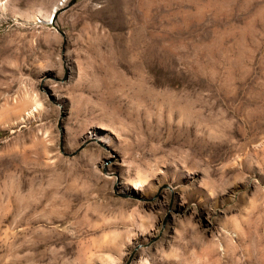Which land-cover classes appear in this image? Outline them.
Returning a JSON list of instances; mask_svg holds the SVG:
<instances>
[{
  "label": "rangeland",
  "instance_id": "rangeland-1",
  "mask_svg": "<svg viewBox=\"0 0 264 264\" xmlns=\"http://www.w3.org/2000/svg\"><path fill=\"white\" fill-rule=\"evenodd\" d=\"M0 264H264V0H0Z\"/></svg>",
  "mask_w": 264,
  "mask_h": 264
},
{
  "label": "bare ground",
  "instance_id": "bare-ground-1",
  "mask_svg": "<svg viewBox=\"0 0 264 264\" xmlns=\"http://www.w3.org/2000/svg\"><path fill=\"white\" fill-rule=\"evenodd\" d=\"M50 18V17H49ZM48 21H49V19H48ZM95 140H98L97 138H94ZM99 141V140H98ZM107 141V140H106ZM138 186V185H137ZM137 186H135V188H137Z\"/></svg>",
  "mask_w": 264,
  "mask_h": 264
},
{
  "label": "water",
  "instance_id": "water-1",
  "mask_svg": "<svg viewBox=\"0 0 264 264\" xmlns=\"http://www.w3.org/2000/svg\"><path fill=\"white\" fill-rule=\"evenodd\" d=\"M70 1L73 2L74 0H70ZM52 18H53V16H51L49 20H51Z\"/></svg>",
  "mask_w": 264,
  "mask_h": 264
}]
</instances>
